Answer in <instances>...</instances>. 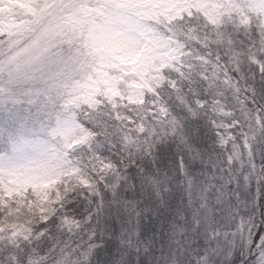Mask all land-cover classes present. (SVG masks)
I'll return each mask as SVG.
<instances>
[{"label":"snow or ice","instance_id":"1","mask_svg":"<svg viewBox=\"0 0 264 264\" xmlns=\"http://www.w3.org/2000/svg\"><path fill=\"white\" fill-rule=\"evenodd\" d=\"M0 264H264V0H0Z\"/></svg>","mask_w":264,"mask_h":264}]
</instances>
